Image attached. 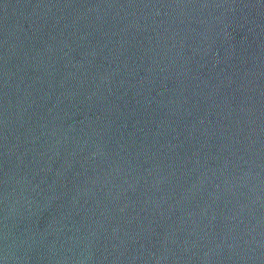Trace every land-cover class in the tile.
Listing matches in <instances>:
<instances>
[{
	"label": "water",
	"instance_id": "95a60500",
	"mask_svg": "<svg viewBox=\"0 0 264 264\" xmlns=\"http://www.w3.org/2000/svg\"><path fill=\"white\" fill-rule=\"evenodd\" d=\"M0 264H264V0H0Z\"/></svg>",
	"mask_w": 264,
	"mask_h": 264
}]
</instances>
